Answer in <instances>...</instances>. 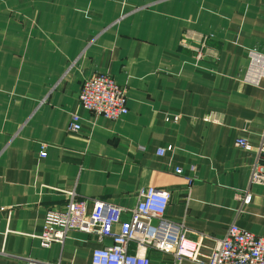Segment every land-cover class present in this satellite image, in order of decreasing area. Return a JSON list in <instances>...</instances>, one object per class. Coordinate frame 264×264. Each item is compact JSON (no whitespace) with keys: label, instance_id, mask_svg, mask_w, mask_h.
<instances>
[{"label":"crops","instance_id":"obj_1","mask_svg":"<svg viewBox=\"0 0 264 264\" xmlns=\"http://www.w3.org/2000/svg\"><path fill=\"white\" fill-rule=\"evenodd\" d=\"M256 53L264 0H0V264H89L111 243L71 230L41 244L47 210L70 191L130 210L141 189L168 188L167 216L206 244L233 222L264 236V185L251 183L264 138V75L247 79ZM95 73L127 89L128 114L82 105ZM150 261L170 257L152 250Z\"/></svg>","mask_w":264,"mask_h":264},{"label":"built area","instance_id":"obj_2","mask_svg":"<svg viewBox=\"0 0 264 264\" xmlns=\"http://www.w3.org/2000/svg\"><path fill=\"white\" fill-rule=\"evenodd\" d=\"M202 47L197 52L198 61L204 56ZM263 75L264 55L256 53L247 79L258 83ZM79 99L86 109L109 119H119L129 113L127 89L106 73H95L85 79ZM69 128L80 130L79 115L72 116ZM236 144L248 150L255 148L245 138H239ZM171 148H162L159 153ZM256 150L251 183L264 185V138ZM41 155H46L44 147ZM176 171L182 173L181 168ZM236 193L244 205L253 199L249 189H238ZM68 196L64 207L47 210L44 231L39 238L45 247L54 242L63 243L71 230L96 234L101 243L111 239L110 244L93 250L89 264H151L152 250L168 255L170 264H264L262 235L233 222L224 237L209 245L205 243L208 237L190 231L182 221L169 218L166 212L172 195L168 188L147 186L141 189L138 203L130 210L102 199L79 198L75 191H70ZM117 224L118 230L115 229ZM25 264L63 263L27 258Z\"/></svg>","mask_w":264,"mask_h":264}]
</instances>
